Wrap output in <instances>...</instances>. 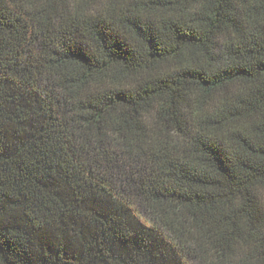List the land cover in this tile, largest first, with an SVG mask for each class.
Instances as JSON below:
<instances>
[{"label":"trees","instance_id":"obj_1","mask_svg":"<svg viewBox=\"0 0 264 264\" xmlns=\"http://www.w3.org/2000/svg\"><path fill=\"white\" fill-rule=\"evenodd\" d=\"M0 264H264V0H0Z\"/></svg>","mask_w":264,"mask_h":264}]
</instances>
